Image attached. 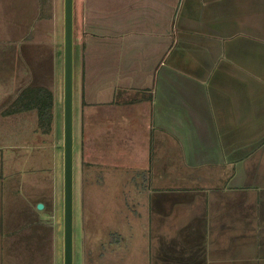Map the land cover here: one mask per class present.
Segmentation results:
<instances>
[{
    "label": "crops",
    "instance_id": "0c3cea01",
    "mask_svg": "<svg viewBox=\"0 0 264 264\" xmlns=\"http://www.w3.org/2000/svg\"><path fill=\"white\" fill-rule=\"evenodd\" d=\"M45 7L0 0V58L24 48L23 81L41 75L33 27L44 24ZM74 17L88 145L107 163L104 140L115 133L118 153L140 158L123 181L138 175L139 197L126 211L138 219L117 234L119 264H264V0H79ZM16 18L27 27L18 41ZM38 87L0 90L6 133L9 121L28 116L37 117L29 133L39 135L37 111L10 112ZM2 206L0 264H10L19 231ZM103 249L109 258L89 264H114L116 247Z\"/></svg>",
    "mask_w": 264,
    "mask_h": 264
},
{
    "label": "rangeland",
    "instance_id": "374dc122",
    "mask_svg": "<svg viewBox=\"0 0 264 264\" xmlns=\"http://www.w3.org/2000/svg\"><path fill=\"white\" fill-rule=\"evenodd\" d=\"M78 1L74 4L76 10ZM45 9L44 24L33 27V30L40 34L41 40L40 77L34 75L32 79L26 78L23 81L22 75L24 72L28 73V69L25 70L24 48L20 50L18 44H15L14 51L11 50L8 61L4 62L0 58V90L7 86L8 92H15L22 86L42 85L54 96L53 123L48 134L41 133L38 127V136H34L33 132L29 133L32 126H36L37 117L13 118L7 123V133L6 126L0 120V146L6 143L10 146L0 149V181H3L4 177L9 179L5 193L0 186V206L3 205L5 220L13 224L14 219L15 230L19 231L13 241L14 249L10 251V256L14 258V262L10 264H63L64 0H46ZM23 30L26 31L27 27L20 25L16 18V41L22 38ZM78 31L75 19L76 45ZM79 63V51L76 46V75L80 71ZM33 72L35 70L31 71L30 75H33ZM18 73L22 82L15 84V76ZM79 85L75 94L74 264H89L93 259L97 263L101 259L109 258V251L103 247L107 249L110 244L116 247V253H111L110 260L119 264L122 262L117 259L120 257L118 250L122 244L116 245L120 242V236L117 234H121L122 238L123 231L138 219L134 217L133 212L132 217H126V211L129 213V210L133 209L132 205L139 197V194H134L135 185L132 184L138 175L132 171L130 180L124 182V185L123 181L126 180L127 167L130 166L128 164L134 165L137 161L140 162V158L135 159L130 153H118L115 133L104 140L110 143V160L107 163L102 162L103 157L100 156L99 159V156L93 155L88 145L86 123L81 116L83 90L80 74ZM84 119L88 121V116ZM97 125L100 129L103 128L101 122ZM94 160L98 166L92 165ZM97 180L99 185L94 182ZM140 182L139 186L142 187ZM126 189L131 191L127 195L123 194ZM92 250L95 253L93 256Z\"/></svg>",
    "mask_w": 264,
    "mask_h": 264
},
{
    "label": "water",
    "instance_id": "95a60500",
    "mask_svg": "<svg viewBox=\"0 0 264 264\" xmlns=\"http://www.w3.org/2000/svg\"><path fill=\"white\" fill-rule=\"evenodd\" d=\"M74 1L64 0L63 264H74L75 43ZM41 208L43 205H40Z\"/></svg>",
    "mask_w": 264,
    "mask_h": 264
},
{
    "label": "trees",
    "instance_id": "16d2710c",
    "mask_svg": "<svg viewBox=\"0 0 264 264\" xmlns=\"http://www.w3.org/2000/svg\"><path fill=\"white\" fill-rule=\"evenodd\" d=\"M54 96L47 88H27L17 98L12 113L37 111L38 129L43 134L51 131L53 123Z\"/></svg>",
    "mask_w": 264,
    "mask_h": 264
}]
</instances>
